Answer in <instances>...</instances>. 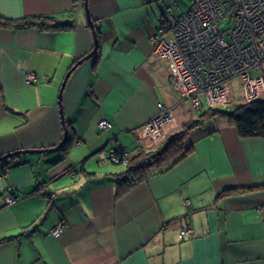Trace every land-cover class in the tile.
Wrapping results in <instances>:
<instances>
[{
    "label": "crops",
    "instance_id": "1",
    "mask_svg": "<svg viewBox=\"0 0 264 264\" xmlns=\"http://www.w3.org/2000/svg\"><path fill=\"white\" fill-rule=\"evenodd\" d=\"M191 2L88 0L99 49L74 66L95 45L84 0H0V157L56 146L66 127L69 137L0 164V264H264V137L212 120L193 131L186 157L122 193L126 167L101 155L158 148L196 117L150 42L168 6L177 18ZM50 14L75 26L6 24ZM158 102L174 117L149 135ZM102 119L112 127L101 130ZM234 186L242 190L218 196ZM6 193L18 200L4 205Z\"/></svg>",
    "mask_w": 264,
    "mask_h": 264
},
{
    "label": "built area",
    "instance_id": "2",
    "mask_svg": "<svg viewBox=\"0 0 264 264\" xmlns=\"http://www.w3.org/2000/svg\"><path fill=\"white\" fill-rule=\"evenodd\" d=\"M150 42L156 57L166 62L180 99L189 100L194 108L230 109L264 99V0H192L190 8L177 18L168 6ZM233 79L239 81L237 90L229 85ZM36 80L34 72L25 76L28 85ZM157 107V113L143 126L149 135H161L174 117V107L162 102ZM99 127L108 130L112 123L102 119ZM129 154L101 153L104 160L125 165ZM12 194H2L4 205L18 200ZM184 201L190 204L188 198ZM190 231L186 228L182 234ZM51 232L60 236L62 222Z\"/></svg>",
    "mask_w": 264,
    "mask_h": 264
},
{
    "label": "trees",
    "instance_id": "3",
    "mask_svg": "<svg viewBox=\"0 0 264 264\" xmlns=\"http://www.w3.org/2000/svg\"><path fill=\"white\" fill-rule=\"evenodd\" d=\"M12 22H14L16 27L39 26L42 29L52 30H64L75 26L74 21H63L54 14L12 18L7 20L6 24H11ZM196 110H198L196 117L190 119L181 129L168 136L158 148L149 150L142 147L135 148L136 151L134 153L121 146L113 148L114 152L119 156H123L125 152H130L126 165L121 161L108 160L109 162L123 164L126 167V170L118 177L119 193L146 179L151 171H163L186 157L193 148V145L188 142L193 131L212 120L218 118L226 120L230 125L236 127L240 136L245 138L264 137V99L240 104L230 109L212 108L203 105ZM9 163L10 160L4 161V168ZM71 169L72 167L68 170ZM239 190H242V188L237 186L228 187L219 193L218 196ZM12 195L15 196L16 193Z\"/></svg>",
    "mask_w": 264,
    "mask_h": 264
},
{
    "label": "water",
    "instance_id": "4",
    "mask_svg": "<svg viewBox=\"0 0 264 264\" xmlns=\"http://www.w3.org/2000/svg\"><path fill=\"white\" fill-rule=\"evenodd\" d=\"M84 5H85V10H86V14H87V18H88L89 24H90V26H91V28L93 30V35H94V38H95V45H94L93 50L91 52H89L86 56H84L83 58L79 59L74 66H77L78 64H80L85 59L93 57L97 53V51L99 49L98 30L95 27L94 20L90 16L89 8H88V0H84ZM70 73H71V71L68 72V74L66 76V79L68 78ZM64 85H65V81L62 84V89H63ZM62 89H61V93L59 94L60 106H61V99H62ZM259 100H262V99H259ZM61 112H62L61 114L63 115V122H65V115L63 113V109L61 110ZM64 130H65L64 131V138L62 139V141L58 145L50 147V148L20 149V150H15V151H12V152H8V153H6V154H4L3 156L0 157L1 167H2V164H3L4 161L10 160L13 157H18L21 154H26V153H47V152H53V151L59 150L64 145V143L67 140H69L67 127ZM84 162H85V160L80 161L79 165L81 166V168L83 167Z\"/></svg>",
    "mask_w": 264,
    "mask_h": 264
},
{
    "label": "rangeland",
    "instance_id": "5",
    "mask_svg": "<svg viewBox=\"0 0 264 264\" xmlns=\"http://www.w3.org/2000/svg\"><path fill=\"white\" fill-rule=\"evenodd\" d=\"M84 10H85V7H84ZM85 13H86V10H85ZM229 85L231 86L233 90H237L239 88V81L237 79H233L230 81ZM187 104L191 106L190 102H187Z\"/></svg>",
    "mask_w": 264,
    "mask_h": 264
}]
</instances>
